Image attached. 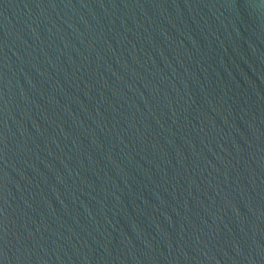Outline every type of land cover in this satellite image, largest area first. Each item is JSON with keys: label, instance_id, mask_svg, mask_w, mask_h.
Listing matches in <instances>:
<instances>
[{"label": "water", "instance_id": "obj_1", "mask_svg": "<svg viewBox=\"0 0 264 264\" xmlns=\"http://www.w3.org/2000/svg\"><path fill=\"white\" fill-rule=\"evenodd\" d=\"M0 264H264V0H0Z\"/></svg>", "mask_w": 264, "mask_h": 264}]
</instances>
